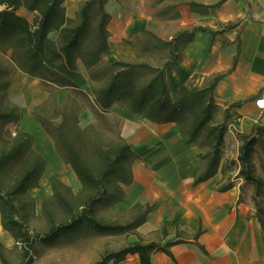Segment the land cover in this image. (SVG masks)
<instances>
[{
	"label": "trees",
	"instance_id": "trees-1",
	"mask_svg": "<svg viewBox=\"0 0 264 264\" xmlns=\"http://www.w3.org/2000/svg\"><path fill=\"white\" fill-rule=\"evenodd\" d=\"M106 1L86 0L77 17L70 18L64 6L66 0H0V102L7 98L12 79L18 72L40 81V88L49 93V98L33 111V118L52 139L60 158L72 167L83 186L74 203L58 194L59 187L69 188L61 181L54 182V196L68 216L61 222L49 217L48 231L44 235H33L25 221L20 220L25 204L18 203L28 198L34 206L29 191L39 188L46 160L35 149L34 134L20 130L23 117L20 108L13 104L6 108L0 106V214L4 230L16 239L17 247L22 251L19 264L34 263L36 241L49 243L60 237L70 241L84 227L98 236L132 234L146 222L153 210L150 205H135L133 218L126 224L106 223L97 217L100 209L109 210L125 200L123 186L133 183L132 166L139 156L123 138L117 125H113L116 138L108 144L104 142L99 125L81 128L80 104L77 98L70 96L60 105L57 98L61 88L84 97L87 107L105 123L106 114L117 104L129 114L142 115L151 122L177 124L187 144L199 147L203 153V166L195 178V185L209 181L222 167L230 120L237 119L231 116L230 108L224 110L215 103L214 91L222 76L208 78L198 90L184 86L179 100L173 102L165 69L169 64L178 63L177 59L167 61L161 67L126 58L112 63L104 61L102 54L109 47L107 27L111 19L105 8ZM225 1L216 5L194 1L188 4L192 11L206 14ZM22 7L38 14L34 23L18 13ZM231 28L232 24H227L214 34ZM199 30L206 29L194 27L191 31H182L174 42L191 40ZM53 33L57 35L55 39L51 37ZM79 61L86 66L93 82L86 90L76 83ZM238 105L240 103L232 107ZM56 107L58 115L51 117L50 112ZM58 118L60 122L55 123ZM10 125L18 127L15 133L9 130ZM241 139L236 179L244 180L242 189L254 186V215L264 234L261 200L264 178L257 172L253 160L258 145L263 144L264 148V127H254ZM226 165L223 169L225 177L229 171ZM233 187V179H230L220 185L219 191L225 192ZM47 201L44 200L43 209ZM162 233L167 237L170 230L163 226ZM200 234L201 231L195 235V241ZM182 242L185 238L178 228L176 239L172 241L165 244L137 241L117 251H106L95 264L121 262L130 254L150 257L158 251L172 256L170 248ZM200 248L205 252L203 247ZM9 252L0 242L2 264H12L7 258Z\"/></svg>",
	"mask_w": 264,
	"mask_h": 264
},
{
	"label": "crops",
	"instance_id": "crops-1",
	"mask_svg": "<svg viewBox=\"0 0 264 264\" xmlns=\"http://www.w3.org/2000/svg\"><path fill=\"white\" fill-rule=\"evenodd\" d=\"M172 1L175 2L172 4L174 13L165 16L155 8L153 0H110L106 7L111 17L107 27L109 47L102 59L112 63L126 58L156 67L177 59L178 63L169 64L165 69L173 102L179 100L184 86L198 90L208 78L222 76L214 91L215 103L224 110L230 108L231 116L237 119L230 120L218 174L195 185V178L203 166V153L199 147L187 144L177 124L154 123L142 115L129 114L120 105H113L108 114L117 117L123 138L139 156L132 166L133 183L123 186L126 198L114 207L152 206V212L136 233L159 235L161 244L176 239L178 228L186 231L190 238L173 245L170 248L172 256L160 251L150 257L130 254L121 262L109 264H264V234L254 215L253 188L242 189L244 180L237 178L233 179L232 189L219 191L220 185L227 180L223 173L227 158L238 161L241 137L250 134L256 126L264 127V0H227L206 14L192 11L188 3L216 5L221 0L213 3ZM230 23L231 29L214 34ZM194 27L206 30L197 31L191 40L174 42L182 31H191ZM162 30L164 38L159 36ZM161 43L165 45L163 50ZM17 81L24 96H35L30 84L38 85V79L18 72L8 93L11 94ZM76 83L82 90L93 85L82 61L78 62ZM37 91L42 102L48 99L47 92ZM236 103L240 105L232 107ZM22 114L19 128L34 134L35 149L40 152L38 145L44 141L50 153L54 149L56 160L64 163L52 139L33 117H28L26 127L22 125L23 110ZM84 116L82 128L96 122L91 108L82 112L81 117ZM256 153L253 160L258 172ZM44 158L47 169L49 160L45 154ZM69 168L74 174V184L79 183L82 189L77 175L71 166ZM163 226L170 230L167 237L162 233ZM199 231L201 234L195 241ZM152 241L146 240V243ZM0 242L9 251L18 245L4 230L1 214Z\"/></svg>",
	"mask_w": 264,
	"mask_h": 264
},
{
	"label": "rangeland",
	"instance_id": "rangeland-1",
	"mask_svg": "<svg viewBox=\"0 0 264 264\" xmlns=\"http://www.w3.org/2000/svg\"><path fill=\"white\" fill-rule=\"evenodd\" d=\"M86 0H66L64 6L66 7L67 16L70 18H76L79 12V9L83 2ZM110 0L106 1L105 8ZM124 1V0H123ZM218 0H200L201 3H213ZM175 2L171 0H153L155 8L162 12L165 16H170L171 13H174V8L172 4ZM18 13L26 17L31 23H34L37 20L38 14L32 13L26 10L25 8H20ZM56 33L51 34L53 39L56 38ZM159 36L164 38V31H160ZM161 49L165 47L161 43ZM30 88L35 91V96L29 97L24 96V93L21 89V84L17 81L11 89V94L7 93V98L3 99L0 102L1 108L8 107L9 104L16 105L23 110L24 120L22 125L26 127L28 117L32 119L33 111L39 106L43 105L46 101H41L37 89L42 91L39 84H30ZM63 90L64 92L60 91ZM44 91V90H43ZM46 92V91H45ZM48 93V92H47ZM49 94V93H48ZM77 98L80 104V115H79V125L82 128L85 125V116L82 118V112L89 108L87 107L86 99L80 95H77L75 92L67 89L61 88L58 95V103L63 105L68 97ZM49 98V97H48ZM83 107V108H82ZM58 108H54L50 112L51 117H56L58 115ZM32 115V116H31ZM34 119V118H33ZM96 122L91 125H99V130L104 134V142L106 144L114 141L116 138L113 125L119 127V120L117 117L106 114L107 123L99 121L95 115ZM60 118L55 120V123H59ZM88 127V126H87ZM18 127L15 125H10L9 130L12 133H15ZM86 128V127H85ZM263 144L258 145L256 153V164L258 167V173L264 178V152L262 151ZM38 149L40 152L44 153L48 161V167L45 169V172L42 176L39 188L32 189L29 191L30 197L34 200V206H31V201L28 198H24L22 202L18 203L19 205L25 204V207L21 211L20 220L25 221V225L33 235H44L50 225L49 217H53L55 221L61 222L65 220L68 216L66 210L60 204V201L54 196L55 193L52 188V184L56 181H61L69 190L59 187L58 194L65 196L68 199L72 200L74 203L77 202L76 197L79 196L82 192L81 186L74 184V174L70 170L69 166H65L64 163L56 160L57 157L54 149L50 153L48 146L44 141L39 143ZM39 152V153H40ZM42 153H40L42 155ZM44 154L42 155L44 157ZM230 157V156H228ZM226 167L229 170L227 173V181L230 179H236L238 174V163L234 158H227ZM52 160V161H51ZM235 161V163H234ZM64 162V161H63ZM250 185V184H249ZM253 188L252 191V204L254 207V213H256V204L254 200L255 189L253 185H250ZM52 198V199H50ZM48 199L46 208L43 209L44 200ZM261 200L264 206V194L261 196ZM51 215V216H49ZM134 212L132 209H129L125 206L113 207L109 210L100 209L97 213V217L103 222L112 223V224H126L132 220ZM185 239L190 238V235L186 231H181ZM162 237L159 235H144L137 234L136 232L127 235L120 236H98L95 235L90 229L86 227L82 228L77 235L73 237L72 240L65 239L60 237L54 239L49 243H42L41 241H36L34 243V254H36L33 264H95L106 251H117L122 247H125L136 240L146 242V240L158 241ZM8 260L12 264H19L22 260V251L17 247L16 249L10 251L7 254Z\"/></svg>",
	"mask_w": 264,
	"mask_h": 264
}]
</instances>
